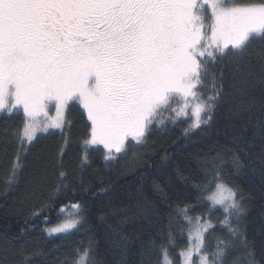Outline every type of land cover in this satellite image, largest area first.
Wrapping results in <instances>:
<instances>
[{
  "label": "snow or ice",
  "instance_id": "1",
  "mask_svg": "<svg viewBox=\"0 0 264 264\" xmlns=\"http://www.w3.org/2000/svg\"><path fill=\"white\" fill-rule=\"evenodd\" d=\"M257 43L264 46V0H0V113L22 112L21 127L12 130L17 146L5 189L19 182L37 133L63 128L70 104L87 120L86 164L89 148H102L104 160L114 161L182 117L185 136L205 131L231 96L259 89L264 97V54L251 56ZM65 178L61 171L47 202L58 198ZM206 180L200 195L207 217L193 218L187 204L178 206L175 216L184 223L176 226L181 235L187 229V243L180 246L170 228L155 264H264V250L257 261L239 228L243 194L219 169ZM45 207L32 210L31 223L43 217L48 236L83 226L81 203H71L74 214L52 226ZM217 208L223 219L213 243ZM17 255L18 264H31L27 249ZM71 264H95L92 246L76 248Z\"/></svg>",
  "mask_w": 264,
  "mask_h": 264
},
{
  "label": "trees",
  "instance_id": "2",
  "mask_svg": "<svg viewBox=\"0 0 264 264\" xmlns=\"http://www.w3.org/2000/svg\"><path fill=\"white\" fill-rule=\"evenodd\" d=\"M262 47L253 45L254 61L264 54ZM221 67L214 69L217 78ZM224 80L227 88L230 78L225 75ZM184 120L175 127L169 124L167 131L154 130L145 145L130 147L114 161L106 162L101 149L89 148L85 164L87 120L78 104H70L63 130L37 137L19 182L6 190L3 181L17 146L12 130L21 127L22 112L1 115L0 264H18L22 249L28 250L31 264H71L74 250L89 244L95 264H155L157 247L166 242L170 228L180 246L187 243V229L181 235L176 226L184 223L175 216L178 206L187 204L193 218L207 217L208 202L200 190L217 169L243 194L245 211L238 224L259 261L264 250V97L259 89L231 96L203 132L185 136ZM61 171L66 174L61 192L47 202ZM73 202L84 206V223L71 234L48 237L43 217L31 223L32 210L46 204L49 226L56 225L63 219L60 207ZM212 219L217 232L208 240L215 243L223 212L214 210Z\"/></svg>",
  "mask_w": 264,
  "mask_h": 264
},
{
  "label": "rangeland",
  "instance_id": "3",
  "mask_svg": "<svg viewBox=\"0 0 264 264\" xmlns=\"http://www.w3.org/2000/svg\"><path fill=\"white\" fill-rule=\"evenodd\" d=\"M65 113H66V111H65ZM52 116H54L55 115V110H54V108L52 109V111H51V113H50ZM1 115H7L6 113H0V116ZM189 115H190V113H189ZM63 128H64V126H63ZM63 128L62 129H49L47 132H38L37 133V137L38 136H40V135H45V134H47V133H49V132H58V131H61V130H63ZM101 150H102V152H103V149L101 148ZM119 155V154H118ZM218 209V208H217ZM74 212H75V210L74 209H72L70 206L69 207H67L66 208V211L63 213V219H66V218H70L73 214H74ZM46 233V232H45ZM47 234V233H46ZM48 236V235H47ZM48 237H50V236H48Z\"/></svg>",
  "mask_w": 264,
  "mask_h": 264
}]
</instances>
